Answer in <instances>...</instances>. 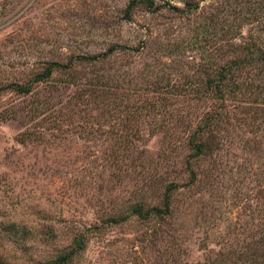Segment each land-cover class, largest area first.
<instances>
[{"label":"rangeland","instance_id":"obj_1","mask_svg":"<svg viewBox=\"0 0 264 264\" xmlns=\"http://www.w3.org/2000/svg\"><path fill=\"white\" fill-rule=\"evenodd\" d=\"M242 44L264 49V0H0V264H55L78 236L65 264H264V68L223 97L206 82ZM171 182L166 213L131 212Z\"/></svg>","mask_w":264,"mask_h":264},{"label":"trees","instance_id":"obj_2","mask_svg":"<svg viewBox=\"0 0 264 264\" xmlns=\"http://www.w3.org/2000/svg\"><path fill=\"white\" fill-rule=\"evenodd\" d=\"M132 4V3H131ZM130 4V6H131ZM118 46L112 44L108 47L106 51L103 53H109ZM239 50H243V53L239 52V56L236 58L230 59L222 67L218 69L215 77H207L206 82L208 86H210L212 94H217L218 97H223L224 94L229 92H235L239 89V73L238 70L243 68L244 64H261L260 66L264 68V49L261 51L258 50V47H255L254 44H242L237 47ZM253 52H256V55H253ZM102 53L92 54V55H79L81 59H97L100 57ZM55 64L54 62H49L46 70L41 73L42 76H46L51 71V66ZM17 89H21L20 85H15ZM29 86H27L23 90H28ZM220 107L223 108L222 105ZM220 107L215 109L214 111H206L205 115L201 117L200 121L194 127L193 132H191L188 138V145L191 148V152L187 154V159L185 160L186 166L191 164V159H197L202 157L212 151V141L213 139L209 135L214 129V126H217L219 120H221L222 116L225 115L224 111H220ZM207 134V135H205ZM190 180L192 181L194 177V170L190 169ZM178 186L175 182H171L167 185V190L165 191L162 198V207L158 205H149L146 206L145 203L140 200L136 203L132 204L131 212L137 214L140 217H147L150 213H154L156 215H162L166 213L169 204L171 201L172 191ZM83 238L80 239V236L75 237L73 241V245H71L67 250L62 251L55 258V264H65L69 262L75 253L83 247Z\"/></svg>","mask_w":264,"mask_h":264}]
</instances>
